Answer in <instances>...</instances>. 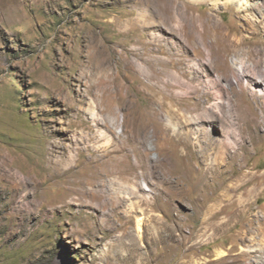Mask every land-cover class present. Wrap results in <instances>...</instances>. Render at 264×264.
<instances>
[{
    "label": "rangeland",
    "instance_id": "obj_1",
    "mask_svg": "<svg viewBox=\"0 0 264 264\" xmlns=\"http://www.w3.org/2000/svg\"><path fill=\"white\" fill-rule=\"evenodd\" d=\"M162 5L176 34L140 31ZM195 17L236 39L218 71ZM134 48L179 60L156 100ZM262 74L264 0H0V264H264Z\"/></svg>",
    "mask_w": 264,
    "mask_h": 264
},
{
    "label": "bare ground",
    "instance_id": "obj_2",
    "mask_svg": "<svg viewBox=\"0 0 264 264\" xmlns=\"http://www.w3.org/2000/svg\"><path fill=\"white\" fill-rule=\"evenodd\" d=\"M224 2L225 3H228V2H231V0H224ZM237 7H238V10H242L243 8H242V6H243V3H241V2H236V4H235ZM215 7H216V5H214ZM168 9V5H162V6H159L158 7V10L159 11H157V12H155L154 14L156 15V17L158 18H156V20H153V21H144V19H141L139 22H140V25H138V28L140 29V31H142V32H150V29H153V30H155V31H162V32H164V33H167V30H168V32L169 33H171V34H174V32H175V34H176V31H174L176 28H167L168 27V25L170 24H168V21H169V18L166 16V10ZM151 12V11H150ZM176 15H174V17H175ZM171 17V16H170ZM198 17V16H197ZM178 18V17H177ZM176 17H175V19H177ZM196 18V17H195ZM172 19H173V17H172ZM197 19V21H198V26L199 27H201L202 28V30H200L201 32H200V36H201V41L206 45V47L208 48V52H209V59H208V62H207V65L208 66H210L213 70H215V71H218L217 70V64H216V59H218V57L220 58H222V57H225L229 52H231L232 54H234V55H237V53H234V51H235V40L236 39H234V38H231V29H230V27L228 26V29L226 30V31H224L220 26H214V28H212L207 22H206V19H198V18H196ZM178 21H179V19H178ZM175 25V24H174ZM170 26L172 27V25L170 24ZM169 26V27H170ZM180 33H181V35L182 36H184V40H185V42H186V44H184V45H188V44H191L192 43V36L194 35V32H196V30H197V25L195 24V22H192V25H191V28H190V30L189 31H187V28L189 27H187V25H185V24H183L182 26L180 25ZM154 31V32H155ZM152 32H150V34H151ZM207 34L208 35H213V39H211L210 40V42H207V40H206V42H205V37L207 36ZM157 35V34H156ZM197 35V34H196ZM199 37V36H198ZM208 37V36H207ZM150 38H151V41L150 42H152V43H154L155 44V46H157L158 47V50L157 51H159L160 52V47L164 44L163 42H165V39L164 38H162L161 36H150ZM195 38H196V36H195ZM195 38H194V40H193V42L195 41ZM199 39V38H198ZM210 39V38H209ZM201 42V43H202ZM202 43V44H203ZM239 44H243V42H240ZM178 48H179V46H178ZM216 50V52H215V54L217 55V56H215L214 54H213V50ZM133 50V55L134 56H136V60H132L131 61V64L130 63H126V66H132L133 68H134V66H137V68H138V70H143V72L145 73V75H146V78H147V81H146V83H145V88H151V89H153V93L151 94V96H152V100H156V97H157V95H158V93H159V91H157V87L159 86L158 85V81H156V80H158V77L157 76H155V74L150 70V68L149 67H153V65H154V63L153 62H155L156 63V60H160L163 64H166V65H170V66H172V65H175V64H178L179 63V60H177V61H174L173 63H172V50L173 49H169V50H167V55H168V58H164V60L161 58V57H159V56H150L149 58H148V56L147 57H144V53H142V52H139V48H134V49H132ZM165 50V49H164ZM220 50V51H219ZM151 52H154L155 50H153V49H151L150 50ZM127 62H129V61H127ZM157 64V63H156ZM195 64V63H194ZM258 64H259V62L258 61H254L253 60V67H257L258 66ZM146 65V66H145ZM149 66V67H148ZM241 68V67H240ZM244 69H246V67H245V64H243L242 65V71L244 72ZM135 70V69H134ZM160 70V69H159ZM197 71V70H196ZM144 75V76H145ZM160 75V74H159ZM162 75V74H161ZM251 75H253L252 76V79H255V76H256V73L255 74H251ZM260 78L261 79H263L264 80V75L262 74L261 76H260ZM207 79V78H206ZM173 80V79H172ZM171 80V77H169V79L167 80V82L164 84V86H170V82L169 81H172ZM237 81V83H238V85H239V87H240V89H241V91H245V87H244V83L246 84V88L248 89V90H252V88H253V86L251 85V82H250V80H248L247 78H245L243 81H241V77H240V75H239V73H238V75H232V79H231V81L229 82L230 84L232 83V82H234V81ZM174 81V80H173ZM209 82L208 83H218L219 82V78L218 79H214V78H212L211 80H208ZM218 81V82H217ZM174 83V82H173ZM162 84V83H161ZM172 86V85H171ZM170 86V87H171ZM160 87V86H159ZM163 87V86H162ZM173 87V86H172ZM176 87V86H175ZM210 87V86H209ZM161 88V87H160ZM164 88V87H163ZM188 88V87H187ZM208 88V87H207ZM210 88H212V91L214 92L215 91V93H216V95H219L220 94V86H214V87H210ZM197 90L198 89H196V88H192L191 89V93H197ZM152 91V90H151ZM205 93V92H204ZM161 94H163V93H161ZM174 94V93H173ZM176 95V94H175ZM198 95V94H197ZM234 95H236L237 96V94H235V92H234ZM167 96V95H166ZM197 97V96H196ZM170 99H174L172 96L171 97H169ZM164 99H165V95H163V98H162V100L160 101V104L163 106L164 104H165V101H164ZM200 100V99H199ZM171 103V102H170ZM157 104V103H156ZM235 104H237V103H235ZM172 105H174V104H172ZM232 105H234V103H232ZM164 107V106H163ZM235 107H236V105H235ZM262 107V106H261ZM166 108V111H165V113H164V116H165V119H166V122H167V124L169 125V126H171L172 127V129L175 131V129H177L178 127H177V124L179 123H175V121H174V119L175 118H179V117H182V115L178 112V110H174V109H172L171 108V106H166L165 107ZM164 108V109H165ZM232 108V107H231ZM196 109V108H195ZM195 109H192L191 111H195ZM237 109V108H236ZM164 111V110H163ZM190 111V112H191ZM187 112V111H186ZM184 114V113H183ZM187 114V113H186ZM204 114V113H203ZM202 114V115H203ZM206 114V113H205ZM221 114V113H220ZM185 116V115H184ZM206 116V115H205ZM212 116V115H211ZM215 116V115H214ZM234 116H235V118H238V116H237V114L236 113H234ZM191 117V116H190ZM203 116H198V117H193V120H195V122L196 121H204L205 119H203L202 118ZM207 117V116H206ZM208 117H209V115H208ZM219 117V116H218ZM223 118V117H222ZM213 119V118H212ZM186 120H192V119H186ZM192 120V121H193ZM207 121V120H206ZM177 122V121H176ZM186 122V121H185ZM191 124V122L189 121L188 123H187V125L189 126ZM181 128V127H180ZM179 128V129H180ZM182 129V128H181ZM192 130L191 129H188V133L189 132H191ZM194 132V131H193ZM181 133V132H180ZM195 136H193L192 138H194ZM210 139V138H209ZM221 143H219L218 142V145H220ZM208 146V145H207ZM222 146H223V144H222ZM219 148H222V147H219ZM201 151H203V150H201ZM50 159H51V157H50ZM66 161H68V162H70L71 161V158L68 156L67 158H66ZM51 162V161H50ZM64 161L63 160H61V163H59L60 165L63 163ZM53 164V163H52ZM206 170H209V168H206ZM211 170V169H210ZM106 188V185H105V183L103 182V181H101V183H100V186H99V190H98V192H99V195H101L102 193H106L107 191H108V189H105ZM221 255H226V253H222ZM127 258H129L130 259V255L128 254L127 255ZM137 264H146V263H137ZM196 264V263H195Z\"/></svg>",
    "mask_w": 264,
    "mask_h": 264
}]
</instances>
